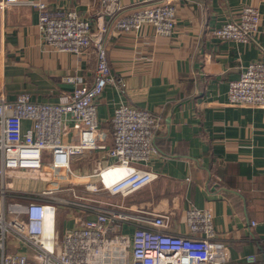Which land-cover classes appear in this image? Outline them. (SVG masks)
Listing matches in <instances>:
<instances>
[{"label": "built area", "instance_id": "built-area-1", "mask_svg": "<svg viewBox=\"0 0 264 264\" xmlns=\"http://www.w3.org/2000/svg\"><path fill=\"white\" fill-rule=\"evenodd\" d=\"M178 1L160 0L119 15L121 0H98L95 32L76 9L55 13L39 0H0V14L21 3L37 8V27L55 51L82 55L94 45L97 56L93 81L76 87L58 103L33 101L27 92L10 100L0 76V264L231 261L229 245L216 240L211 209L190 205L184 215L187 231L179 233L170 230L171 212H151L125 203L126 197L158 177L139 165L147 166L159 153L154 138L161 129L160 117L122 102L110 118V132L98 119L97 100L106 87L123 90L126 86L107 58L104 37L111 25L117 32H139L149 25L156 35L170 37L177 26ZM260 20L255 6L244 5L237 19L213 28L212 34L258 44ZM65 81L74 83L78 77L66 76ZM228 103L264 107V60L250 62L230 82ZM94 152L99 156L89 172L76 168L81 158ZM111 173L120 174L109 178ZM22 181L28 185L20 186ZM61 212L67 223L62 234Z\"/></svg>", "mask_w": 264, "mask_h": 264}, {"label": "crops", "instance_id": "crops-1", "mask_svg": "<svg viewBox=\"0 0 264 264\" xmlns=\"http://www.w3.org/2000/svg\"><path fill=\"white\" fill-rule=\"evenodd\" d=\"M39 1L55 13L76 9L98 30V0ZM159 2L121 0L119 15ZM244 5L261 14L258 44L215 37L212 29L237 19ZM38 17L39 10L24 3L0 14V76L10 100L27 92L33 101L62 102L93 81L95 47L82 55L55 51L44 42ZM104 40L110 68L126 86L109 85L98 98L102 128L111 131L110 118L122 102L147 108L161 120L154 138L159 153L147 166L139 165L158 177L125 203L171 212L170 230L179 233L187 231L190 205L209 208L216 240L231 249L227 264H264V107L228 103L230 82L250 62L264 60V0H179L172 36H158L149 25L139 32H117L111 25ZM66 76L78 81L67 82ZM107 142L112 144L111 136ZM98 156L81 158L76 168L89 172ZM58 222L67 224L64 212Z\"/></svg>", "mask_w": 264, "mask_h": 264}, {"label": "rangeland", "instance_id": "rangeland-1", "mask_svg": "<svg viewBox=\"0 0 264 264\" xmlns=\"http://www.w3.org/2000/svg\"><path fill=\"white\" fill-rule=\"evenodd\" d=\"M103 128H104V126H103ZM82 166V165H81ZM83 167V166H82ZM39 184V183H38ZM28 185V183L27 182H24V181H22V183L20 184V186H27ZM107 199V198H106ZM63 224H59L58 225V228H59V230H60V233L62 234V232H63Z\"/></svg>", "mask_w": 264, "mask_h": 264}]
</instances>
